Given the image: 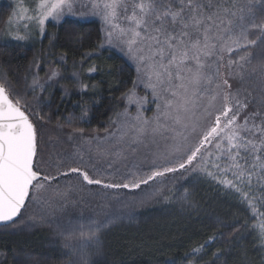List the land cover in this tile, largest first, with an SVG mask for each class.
Wrapping results in <instances>:
<instances>
[{"label":"snow or ice","instance_id":"1","mask_svg":"<svg viewBox=\"0 0 264 264\" xmlns=\"http://www.w3.org/2000/svg\"><path fill=\"white\" fill-rule=\"evenodd\" d=\"M84 6L101 20L100 47L117 49L135 65L137 78L122 99L136 105V114L126 107L110 120L103 137L85 141L89 152L95 143V157L85 159L79 145L69 156L51 152L49 161L54 159L58 170L53 176L42 167L47 162L36 123L42 117L0 80V225H15L29 205L50 207L54 199L66 205L73 186L61 190L52 184L71 174L77 176L81 190L93 185L134 190L167 174L188 173L237 193L258 220L253 227L264 240V211L258 207L264 198L253 191L264 192V57L257 59L253 51L264 45V0H89ZM72 11L73 0H36L34 8L21 3L7 23L25 30L36 24L43 34L46 21L59 22ZM13 39L26 37L17 34ZM92 55L86 53L82 62ZM35 67L28 88L42 95L59 72L50 70L41 78L40 65ZM96 70L93 66L88 72ZM251 83L260 86L259 101L244 87ZM139 85L155 104L150 118L142 114L149 101L137 94ZM79 88L83 93L88 85L81 83ZM39 99L34 96L33 104ZM77 134L83 136V130L74 128L68 141ZM66 160L78 166L60 171ZM102 162L106 168L98 166ZM118 163L126 168L119 177L123 182L115 175ZM145 165L150 174L141 175L139 169ZM50 190L53 195L45 198ZM187 195L186 190L182 199L186 201ZM106 226L95 219L87 226L80 224L81 246L95 241ZM205 246L187 255L197 256Z\"/></svg>","mask_w":264,"mask_h":264},{"label":"trees","instance_id":"2","mask_svg":"<svg viewBox=\"0 0 264 264\" xmlns=\"http://www.w3.org/2000/svg\"><path fill=\"white\" fill-rule=\"evenodd\" d=\"M10 16L9 5L1 4L0 80L42 117L36 120L41 155L47 162L42 167L55 176L54 159L49 161L53 151L69 156L79 145L85 159L95 157V143L89 152L85 141L103 137L110 120L122 112V97L133 87L136 69L117 49L100 47L102 24L89 12L82 15L87 20L64 17L47 22L43 35L28 44L5 43L2 28ZM253 51L257 59L264 57V45ZM90 52L93 55L82 62ZM37 63L41 78L50 70L59 72L42 95L28 88ZM93 66L97 70L89 73ZM81 83L88 85L83 93ZM244 87L259 101L257 83ZM37 95L39 102L33 104ZM151 111L143 110V116L150 118ZM74 128L82 129L83 136L77 134L68 141ZM72 166L78 165L66 160L60 171ZM98 166L107 167L103 162ZM114 168H119L117 182H123L119 177L126 173L124 163ZM139 171L150 174L146 165ZM68 185L73 190L66 205L55 199L50 207L29 205L15 225L0 227V264H264V240L253 227L258 220L247 204L233 190L198 174H167L134 190H102L95 185L81 190L77 176L71 174L54 181L52 188L64 190ZM253 191L257 198H264V192ZM44 195L53 194L50 190ZM258 207L264 211V205ZM90 219L107 226L95 241L81 246L80 224L87 226ZM210 237L214 239L209 241ZM200 245L206 246L197 256L187 255Z\"/></svg>","mask_w":264,"mask_h":264},{"label":"rangeland","instance_id":"3","mask_svg":"<svg viewBox=\"0 0 264 264\" xmlns=\"http://www.w3.org/2000/svg\"><path fill=\"white\" fill-rule=\"evenodd\" d=\"M21 3L25 7L34 8L35 4H36V0H0V5L1 4L9 5V7L11 9V16H13L14 12L19 11V7H20ZM88 3H89V0H73V11L71 13L66 12L64 17H69V18L75 17L76 19L87 20V18H85V16H82V15H84L85 12H89L90 14H92L93 17H95L99 22H101L100 18L92 13L90 7L84 6ZM29 14H31V13H29ZM64 17H62V18H64ZM49 21H51V20H49ZM49 21H46V23ZM2 29H3L2 30V34H3L2 38L4 39L5 43L7 41V42H11V43H16V44H28L31 41L34 42L37 39V37L39 38L43 35L40 32L39 27L36 24H32L27 30H25L22 25L18 26L16 23L9 25L8 23H6L4 28H2ZM17 34L24 35L26 37V39L23 41H18V40L13 39V37ZM134 67H135V65H134ZM136 91H137V94L139 96H142V97L147 96V99L149 102L144 104L143 110H145L149 107L152 110L151 111L152 115L150 116V117H152L154 114L155 104L151 103L150 93H146L143 85H139L137 87ZM123 103H125V105L121 109L122 111H124V109L127 107L131 115L136 114V111H137L136 105H134V104L128 105L126 100H125V102L123 101ZM142 114H143V112H142Z\"/></svg>","mask_w":264,"mask_h":264},{"label":"water","instance_id":"4","mask_svg":"<svg viewBox=\"0 0 264 264\" xmlns=\"http://www.w3.org/2000/svg\"><path fill=\"white\" fill-rule=\"evenodd\" d=\"M3 226V225H0V227Z\"/></svg>","mask_w":264,"mask_h":264}]
</instances>
